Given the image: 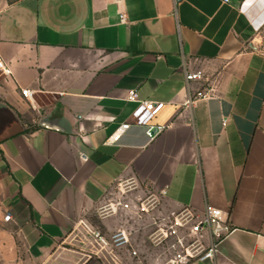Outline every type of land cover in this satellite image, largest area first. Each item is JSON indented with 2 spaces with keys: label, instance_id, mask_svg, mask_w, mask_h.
Here are the masks:
<instances>
[{
  "label": "crops",
  "instance_id": "1",
  "mask_svg": "<svg viewBox=\"0 0 264 264\" xmlns=\"http://www.w3.org/2000/svg\"><path fill=\"white\" fill-rule=\"evenodd\" d=\"M263 33L264 0H0V264H110L94 234L110 243L145 196L221 212L215 256L189 264H264ZM131 93L164 104L154 141L117 134Z\"/></svg>",
  "mask_w": 264,
  "mask_h": 264
},
{
  "label": "rangeland",
  "instance_id": "2",
  "mask_svg": "<svg viewBox=\"0 0 264 264\" xmlns=\"http://www.w3.org/2000/svg\"><path fill=\"white\" fill-rule=\"evenodd\" d=\"M260 48L264 51V33ZM131 188L125 183L118 193L124 197ZM148 197L143 198L134 214L126 215L125 231L129 244L116 248L111 243L104 251L111 258L110 264H176L180 260L181 264H189L209 250L212 241L209 229L214 230V227L207 223L200 225L206 218L201 220L186 212L168 216L162 211L160 203L151 209L153 204ZM100 216L103 217L101 213ZM120 231L117 230L114 235ZM212 238H215L214 235ZM188 253L192 258L188 257Z\"/></svg>",
  "mask_w": 264,
  "mask_h": 264
},
{
  "label": "built area",
  "instance_id": "3",
  "mask_svg": "<svg viewBox=\"0 0 264 264\" xmlns=\"http://www.w3.org/2000/svg\"><path fill=\"white\" fill-rule=\"evenodd\" d=\"M222 4H231L232 0H220ZM121 22L124 24L126 22L125 16H121ZM0 74L3 76H12V72L10 67L6 64V62L3 60V58L0 57ZM207 78L205 77L204 73L202 71H196V72H188L186 73V82H206ZM21 94L24 98L30 100L32 97V92L29 90H21ZM213 95L212 89L207 90L204 93H198L196 98H204L207 99ZM127 101L129 102H137L139 103V106L133 113L132 119L133 121L131 123H127L122 125L117 134H123L124 132L128 131L130 128H143L145 130L146 137L149 141H154L158 136L163 134L165 131V127L161 126H153L151 124L152 120L162 111L164 104L158 103V102H149V101H138L137 95L134 93L129 94L127 97ZM108 143H112V140H109ZM120 208L128 209L129 205L125 204L122 201L114 202L113 204H109L107 207L102 209L101 215L103 217H106L108 215H114L118 213V210ZM6 221L10 220V217L5 218ZM204 223H207L209 226L214 227V237L220 238L224 233L228 232V227L225 223L222 221V214L220 211L208 208L206 213V219L204 222L200 223L201 226L204 225ZM94 237L96 240H99L103 247H110V244L112 243L113 246L116 248H123L129 244V239L127 236V233L125 230H121L116 235H113L111 238V242L107 243L104 242L102 237L99 233H95ZM217 252L216 247H213L209 249L207 252L200 254L198 257L201 261H206L208 259H212ZM188 257L192 258V256L188 253ZM180 259H182L180 257ZM180 260L176 264H181Z\"/></svg>",
  "mask_w": 264,
  "mask_h": 264
}]
</instances>
